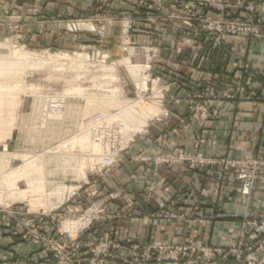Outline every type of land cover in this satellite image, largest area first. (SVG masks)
<instances>
[{"label":"rangeland","instance_id":"1","mask_svg":"<svg viewBox=\"0 0 264 264\" xmlns=\"http://www.w3.org/2000/svg\"><path fill=\"white\" fill-rule=\"evenodd\" d=\"M44 1L32 0L31 4L28 5V11L32 16L37 15V7L41 6ZM5 2L8 4V7H11L9 11L13 9L14 0H7ZM155 5L159 6L158 4ZM258 5V2L254 4L252 24L256 23L258 17L264 15V8H259ZM220 6H222L220 3H216L209 6L205 11H208L209 14L211 13L216 18H220L222 13L228 11H221ZM245 8H247L246 5L241 6V9L246 12ZM5 9V5L1 3L0 11L5 12ZM13 11L16 10H11V12ZM154 11H157L154 14L158 16H162L165 13V10L161 8ZM87 12L88 15L86 17L58 20L64 33L86 37L91 41L75 49L29 45L24 41L23 34L17 31L18 25L16 23L1 24L6 31L0 34V70L4 71V74L0 75V82L3 81L2 84L5 87L0 91V154L7 153L9 157L5 158L6 161L8 160L6 167H4L3 159L2 161L0 159V171L11 172L12 169L17 170L26 166V169H28L26 170V175L21 176L14 182L15 188L13 190L17 191L18 189H27L29 187L27 178H39L42 168L44 170L42 177L47 179L44 187L46 193L59 185L65 188V193L61 200H58L56 194L52 193L48 195L49 201L57 204L49 210L41 206L28 205L24 200H9L10 198H8V201L2 203V200L7 199L11 193L10 191L13 190L0 176V214L5 218L3 228L11 236L13 235L10 234V231L14 229L22 231V227L19 224L20 221L28 220V218L39 219L44 217V221L40 225L41 232L58 240L57 231L60 230V227L73 231L68 229L67 225L72 224V221L78 218L79 215L77 213L82 214L91 205L93 208H103L105 211L101 214V217L104 219L100 218L96 222L93 221V224L89 227V231L81 235L82 243L87 245L82 250L83 259H86V264H89L91 261L93 264H97L104 249L108 247V254L113 256L114 259L103 264H126L125 261H129L133 254L141 253L140 250H143V245L163 243L143 240L133 241L129 237L122 240L118 238L120 225L124 221L128 223L136 217L138 208L126 207L125 210L122 209L125 206V202L118 201L122 197V193H120L121 197L116 200L112 199L111 196H115L117 192H108L105 195H101L98 194L97 189H87L90 186L98 185L100 179L108 173L102 176H95L97 167L94 160L88 163L76 158L74 154L76 146L74 142V145H71V140L74 137L73 135L78 131L79 122L86 116L99 112L111 120L113 125L119 127L123 139H133V142L139 136L149 137L151 135L149 130L150 125L154 123L161 128V131L155 137L156 154L152 156L155 157L158 153L169 151L164 150L162 141L172 130H182L178 127L179 120L182 119L183 124L189 126V129L182 131L188 132L191 139L193 138L191 149L183 151L192 152L195 143H198L199 151L205 157L228 155H206L200 148L202 133L211 124L216 123L220 119L221 113L218 118L207 119L202 124L198 113L184 110L181 105L178 107L173 106V112L170 115L168 124L169 127L165 129L160 123L155 121L156 119H160V115L163 114L161 109H158L152 103L155 100L153 97L159 94H157L155 88L148 81H142L143 84L138 81L140 73L136 64L143 61L141 55H136L140 52L142 53L140 46L157 47L159 50L152 62L151 77L159 78V83L169 86L171 81L174 80L173 75L176 73L169 65L179 67L187 72L186 76L183 75L182 82L184 86L182 93L184 95H192L195 91H198V84L204 87L212 84L211 79L205 75L208 72V67L203 66L204 63L200 61L195 62L194 57L195 53L198 54L197 57L200 59L210 57L209 50L203 46H201V49L193 48L188 50L186 58L184 56H176L172 50H164L161 46L163 42L177 38L180 39L181 36L174 33V31H170L169 27L164 25L165 21L162 17H157L156 23H150L144 16L148 11L133 2L125 0H93ZM70 19L94 20L93 23L96 24V31L87 32L86 30H79L74 33L67 32L65 30V21ZM126 19L130 21L129 35L131 42L136 44L132 53H126V51L122 50ZM239 20L246 21L248 18L239 17ZM41 22L38 21L36 25L41 27V24H39ZM79 26L86 27L82 24H79ZM100 28H102L101 33L98 32ZM109 28H112L111 35L107 34ZM155 29H158L159 33H156ZM138 33L150 36L154 43L138 39L135 37V34ZM237 38L242 39L248 44L254 41V47L259 44L264 48V39L241 36ZM17 50L23 52V56L25 57H16L14 52ZM238 53L244 60L255 66L264 67L248 60L246 58L247 52L239 50ZM53 55L54 57H52ZM62 55H64L63 59ZM59 56L61 58H58ZM72 59L74 61L71 63ZM6 86L8 88L10 86V88L8 89ZM70 86H79L82 88V91L69 95L64 94V90ZM255 87L258 88L257 93H264V82H254L253 88ZM140 88L144 91L139 92ZM169 88L171 90L166 95L169 93L175 96L179 95L175 86H169ZM6 90L7 92H5ZM258 97L260 98V95ZM49 98L63 99L65 110L60 117L56 118L50 115L43 120L44 103ZM192 100L195 101L194 99ZM240 102H254L264 105V102L259 99L238 101L235 105ZM12 105L14 106L12 107ZM175 111H183V115H178ZM173 113L177 116V119L171 124ZM133 142L121 153V162L133 161L134 155L140 154L130 151ZM80 146L86 147L81 144ZM38 167H41L40 170ZM3 176L5 177V175ZM161 178L164 177L159 174L156 175V181ZM257 180L258 177L256 183ZM93 191L96 192L92 193ZM146 195V193L142 195L143 199L149 202L153 193L150 194L149 200H146ZM158 205L156 210L143 214L142 218L158 222L167 221L160 217H150L151 215H165L168 212L161 210ZM6 206H10V209L17 213L14 215V218H9L6 213L1 211ZM119 211L122 215L118 218H108L115 216ZM212 215L215 216L214 221L222 220L220 214L214 213ZM9 220L12 221V227L7 228L5 224ZM45 223H47L46 226L50 230L49 233L44 228ZM79 225H82V222H77L76 227H79ZM106 236H108V239L105 238ZM16 238L21 242H27L20 240L18 237ZM118 244L120 246L123 244L127 246L122 250L114 248ZM135 244L140 246L136 251L131 249V246ZM47 257L42 260L35 259L40 264H49ZM22 258L29 264H35L30 263L29 260H35L30 255H22Z\"/></svg>","mask_w":264,"mask_h":264},{"label":"built area","instance_id":"2","mask_svg":"<svg viewBox=\"0 0 264 264\" xmlns=\"http://www.w3.org/2000/svg\"><path fill=\"white\" fill-rule=\"evenodd\" d=\"M133 2L139 7L145 8L148 12L144 14L150 23H156L157 17L164 18V25L169 27L170 31L180 35V39H172L161 44L164 50H172L176 56L185 57L188 50L193 48L201 49L203 46L209 50L210 57L204 59L198 58L195 53V62L200 61L207 66L205 75L208 76L212 84L204 87L198 84V91L192 95H184L183 77L179 72L173 75L174 80L169 86H175L179 95L172 93L166 95L171 88L168 85H162L159 78L151 77L152 62L158 52L157 47L141 45L140 50L143 61L136 64L139 70L138 81H148L155 88L158 96H154L152 102L158 109H161L160 119H156L165 129L168 128L170 115L174 107L182 106L183 109L198 113L201 123L207 119H216L225 107L226 103L235 105L238 101L257 100L264 102V93H257L258 88H253L254 82H264V67H257L254 64L244 60L234 50L227 39L237 37H254L264 39V15L257 18L256 23L252 24L254 4L258 2L259 8H264V0H125ZM220 3L221 11L228 10L216 18L209 14V6ZM158 4L159 6H156ZM246 5V12L241 6ZM257 6V5H255ZM164 9L162 16L154 14L159 9ZM239 17L248 18L246 21L239 20ZM238 18V19H237ZM241 21V22H240ZM94 20H76L65 21V30L67 32H78L86 30L95 32L96 24ZM79 24L86 27H80ZM163 25V26H164ZM130 21L125 20L124 42L122 50L126 53H132L135 49V43L131 42ZM102 28H100L101 33ZM159 33L158 29H155ZM186 35V36H185ZM133 45V46H129ZM183 63V62H182ZM249 89V90H248ZM255 89V90H254ZM139 89V92H143ZM180 91V93H179ZM260 95V98L258 97ZM194 99L195 101H193ZM174 106V107H173ZM42 119L52 115L60 117L65 110L63 99L49 98L44 103ZM55 118V119H56ZM41 119V120H42ZM179 120V129H189L188 125ZM201 124V125H202ZM86 135V147L76 145L78 137ZM72 142H75V156L82 162L96 163L97 171L95 176L107 174L113 166L122 161L121 153L126 150L133 139H123L119 127L113 125L111 120L99 112L92 113L83 118L78 125V131L73 135ZM198 143H195L192 152L183 150H169L158 153L155 157L136 154L133 161L147 162L152 161L155 166H171L178 163H184L188 170L199 172L205 184H207L208 198L204 201L211 208H221L219 197L224 182L228 178H233L239 183V193L244 198V204L237 216V230L230 233L227 229L221 231L222 235L228 237L226 245H210L203 242L188 243H149L143 245V250L139 254H133L126 264H264V206L255 207L251 204L250 198L256 188V179L264 176V155H255L251 157L236 155L222 157H205L199 151ZM206 181V182H205ZM165 178L150 183L145 188L146 200H149L150 194L157 189L168 193L169 186L165 184ZM165 184V185H164ZM93 191L92 193H95ZM144 193V194H145ZM200 193V190H197ZM120 193L117 192L112 199L118 200ZM126 207H137L134 201L124 203ZM161 210L168 211L165 215H151L150 217H160L166 220H177L182 223H191L198 220L202 224H209L214 221L213 213H204L203 210L194 208L195 213L182 207L177 208L176 212L171 211L175 207L171 197H166L158 205ZM118 207V206H117ZM128 208V209H129ZM9 218H14L17 213L6 206L1 209ZM105 210L93 208L91 205L76 220L72 221L73 231H68L60 227L58 230V240L53 239L41 232V226L44 217L28 218L20 221L22 231L12 230L10 234L18 237L22 241H27L36 247L44 250L48 254L47 262L49 264H86L83 259L82 250L87 247L81 241V235L89 231L93 221L104 219L101 217ZM162 213V212H161ZM122 214L120 211L113 217L118 218ZM125 215V214H124ZM77 222L82 225L76 227ZM12 221H8L5 227H12ZM57 234V233H56ZM108 239V236L105 237ZM127 245L118 244L114 248L124 249ZM140 246L132 245L131 249L136 251ZM106 247L99 258L97 264L107 263L114 259L108 254ZM30 263L40 264L38 260H29ZM89 264H93L92 261Z\"/></svg>","mask_w":264,"mask_h":264},{"label":"crops","instance_id":"3","mask_svg":"<svg viewBox=\"0 0 264 264\" xmlns=\"http://www.w3.org/2000/svg\"><path fill=\"white\" fill-rule=\"evenodd\" d=\"M7 0H0L5 5V12L0 11V34L6 29L2 26L7 23H16L17 31L23 34L24 41L29 45H41L43 47H57L63 49L80 48L91 41L86 37L68 35L62 31L58 20L68 18H82L88 15V8L93 0H45L38 6V13L32 16L28 11V5L32 0H14L11 12ZM44 20V21H43ZM42 21L41 27L37 26ZM2 24V25H1ZM8 32V31H7ZM112 28L107 30L111 35ZM140 40L153 42L148 35L135 34ZM228 44L238 51L246 53V58L258 65L264 66V48L250 44L242 39L228 38ZM254 50V52H253ZM172 70L186 76L187 72L174 65H169ZM184 78V77H183ZM183 115V111H175ZM177 116L172 115L171 124ZM149 137L139 136L131 145V152H137L145 156L156 154L155 137L161 131L156 124L150 125ZM193 144V138L188 132L172 130L162 141L164 150H185L189 151ZM200 148L206 155L220 156H255L264 155V105L254 102H240L233 106L226 103L221 111L220 119L211 124L202 133ZM159 174L166 179L169 186L168 193L157 189L153 192L151 200L146 202L143 199L145 188L156 181ZM256 190L252 192L250 202L255 207L264 206V176H259L256 183ZM207 184H204L199 172L190 171L184 163L176 165L155 166L153 162L123 161L117 163L114 168L96 186L87 189H97L98 194L105 195L108 192L122 193L118 200L122 203L134 201L138 211L136 217L128 223L124 221L120 225L119 239L131 238L133 241L143 240L161 243H188L203 242L210 245H226L229 236L222 235L221 231L227 229L230 233L237 230V216L243 207L244 198L239 193V183L233 178H228L223 184L219 202L221 208H211L204 201L208 198ZM200 190V193H197ZM166 197H171L175 207L171 211L176 212L182 207L195 213L197 207L204 213H218L222 220L209 224H202L198 220L191 223H182L177 220L152 221L142 218L145 213L156 210L158 203ZM4 216L0 214V263L5 264H29L25 262L22 255H30L32 259L47 257V253L29 242H21L16 237L9 235L4 227ZM44 224L47 233L49 229ZM122 231V232H121Z\"/></svg>","mask_w":264,"mask_h":264},{"label":"bare ground","instance_id":"4","mask_svg":"<svg viewBox=\"0 0 264 264\" xmlns=\"http://www.w3.org/2000/svg\"><path fill=\"white\" fill-rule=\"evenodd\" d=\"M14 55L17 57H20V56H23L24 53L23 52H20V51H15L14 52ZM56 55V54H55ZM58 55V54H57ZM25 57V56H23ZM54 57V55L52 56ZM62 59L64 57V55L61 56ZM60 56L58 58H61ZM67 58V57H65ZM43 59V58H42ZM78 59V57H77ZM80 59V58H79ZM58 60V59H57ZM21 61V60H20ZM74 61V59L71 60V63ZM0 62H1V59H0ZM37 62V61H36ZM65 62V61H64ZM23 63V62H22ZM87 63V62H86ZM68 64V63H67ZM110 66V65H109ZM9 72V71H8ZM99 72V71H98ZM6 73V72H5ZM20 73V71H19ZM60 73V72H59ZM79 73V72H78ZM4 74V71L3 70H0V75ZM84 76V75H83ZM7 77V76H6ZM12 77V76H11ZM70 81V80H69ZM3 82V81H2ZM2 82H0V91L3 89L4 87V84H2ZM7 84V83H6ZM8 86V85H7ZM6 86V87H7ZM5 88V87H4ZM8 88V87H7ZM6 88V89H7ZM10 88V86H9ZM8 88V89H9ZM12 88V87H11ZM9 91V90H8ZM82 91V88H80L79 86H70L68 88H66L64 90V94H74V93H78V92H81ZM7 92V90L5 91ZM61 94V93H60ZM72 96V95H71ZM110 98V97H109ZM9 102V101H8ZM110 103V102H108ZM107 103V104H108ZM106 104V105H107ZM9 105V104H8ZM14 105H12L13 107ZM7 107V106H6ZM2 109V108H1ZM6 110V109H5ZM2 111V110H1ZM102 112H104L103 110H101ZM148 113V112H147ZM12 116V115H11ZM50 116V115H49ZM87 117V116H86ZM109 120V119H108ZM85 139H86V135H80L78 137V142H76L77 145H84L86 146L85 144ZM70 143V142H69ZM75 143V142H74ZM71 145H74L73 142L71 143ZM8 158L9 157V154L7 153H2L0 154V159L2 161L3 159V162H4V167H6L7 165V162L8 160L6 161L5 158ZM80 166V165H79ZM41 167H38V169L40 170ZM28 169H26V166H23L22 168L20 169H12L11 172H6V171H0V176H1V179L5 180L10 186H11V189L13 190V188H15L14 186V182L20 178L21 176H24L26 175ZM80 171H81V167H80ZM40 177L39 178H35V177H29L27 178V181H28V184H29V187L27 189H18L17 191H10L11 193L8 195L7 199H1L2 200V203L5 202V201H8V198H10L9 200H24L25 202H27L28 205H31V206H41L43 207L44 209L46 210H49V209H52L54 208L57 204L56 203H53L51 201H49V197L48 195L49 194H56L57 195V198L58 200H61L62 197H63V194L65 193L64 191V187H60V185L58 187H56L55 189L51 190L50 192H47L46 193V190H45V185L47 183V179L46 178H43V174H44V170L41 168L40 170ZM5 175V177L3 176ZM49 182V181H48ZM1 196V195H0ZM1 198V197H0ZM68 229L70 230H73L74 226L73 224H70V225H67Z\"/></svg>","mask_w":264,"mask_h":264}]
</instances>
